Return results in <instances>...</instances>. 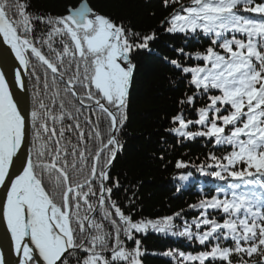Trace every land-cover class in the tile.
<instances>
[{
	"label": "snow or ice",
	"instance_id": "1",
	"mask_svg": "<svg viewBox=\"0 0 264 264\" xmlns=\"http://www.w3.org/2000/svg\"><path fill=\"white\" fill-rule=\"evenodd\" d=\"M162 3L165 9L180 4L161 21L166 33L183 34L185 46L189 39L209 42L194 53L167 45L177 58L161 57L192 91L177 101L180 107L165 131L181 142L199 137L230 148L222 156L210 154V163L202 165L178 159L175 168L196 167L201 175L227 183L189 205L198 215L191 225L185 221L183 230L173 231L183 210L155 220L134 219L135 200L122 206L114 198L129 188L111 169L123 150L118 134L128 118L133 55L153 53L157 32L145 34L116 22L87 0L69 5L60 16L30 13L25 0H0V43L18 62L14 81L0 71V185L6 187L0 218L17 264H142L146 253L137 234L149 230L204 247L197 254L164 252L175 264H264V0ZM36 22L44 28L37 29ZM37 45L47 46L48 54ZM24 76L33 81L29 116L22 112L23 98L15 99L10 90L14 83L26 92ZM198 97L207 103L196 108ZM185 106L198 118L188 119ZM29 122L32 144L12 177ZM129 241L135 246L127 247Z\"/></svg>",
	"mask_w": 264,
	"mask_h": 264
},
{
	"label": "trees",
	"instance_id": "2",
	"mask_svg": "<svg viewBox=\"0 0 264 264\" xmlns=\"http://www.w3.org/2000/svg\"><path fill=\"white\" fill-rule=\"evenodd\" d=\"M25 2L30 4L28 9L30 13L45 16L51 13L54 16H60L65 14L69 5H78L82 0H25ZM87 2L95 11L116 22L123 21L134 30L145 34L155 30L158 35L157 41L151 45L153 53L142 50L133 55L136 68L129 91L128 118L121 132L123 137L120 141L123 144V150L117 154L111 169L112 175H118L121 184L124 188H129V191L124 192L122 188L114 193V198L131 196L135 200L133 205L139 209H135L134 219H139L138 213L153 215L154 218L159 219L163 216L158 217V214L169 212L172 209L175 212L186 197H189L191 201L197 200V203L204 198L208 189L213 191L207 194L215 195V187L227 182L203 176L196 167L190 166L178 170L175 168V161L181 159L189 162L190 165H202L206 162L210 163L207 160L210 154L222 156L230 150L226 149V146L225 148L214 146L206 138H203L202 143L194 140L177 144L175 134L165 131L171 127L170 118L177 114L180 107L177 101L185 92L189 95L192 94V91L187 87V82L180 81L179 73L161 59L162 56H168L170 59L177 58V53L171 51L167 45L185 46L183 34H168L161 27V21H164L174 8H179L180 4L165 9L162 0H87ZM180 3L187 5L189 0H180ZM36 27L37 29L44 28L37 24ZM208 43L207 40L189 39L185 51L188 53H194L196 50L203 51ZM37 46L42 47L45 54H48L47 46ZM54 47L59 49L61 45L57 42ZM185 62L189 65L196 63L195 60ZM32 63L36 64L37 61L33 59ZM29 81L32 101L33 81L31 79ZM206 103V97H198L195 107L199 108ZM185 115L188 119L198 118L196 111L189 106H185ZM104 125L107 126L106 121L101 122V126ZM190 127H195L198 130L199 126ZM161 155L164 157L163 160L160 159ZM183 171L190 172V174H192L191 172L197 173L201 177L198 181H201L202 185L208 183L211 186H198L195 189L191 187L188 192L183 193V199L175 197L174 193L177 192V188L172 186L173 181L175 177L179 178V175H183V173L181 174ZM179 181L182 182L180 179ZM192 204L195 203L192 202L190 205ZM185 205L189 208V205ZM188 210L183 213L184 216H187ZM195 215L197 217V211ZM183 219L188 224H192L190 221L193 219L189 215ZM173 223L177 224L176 221ZM179 228L174 227V229ZM193 231H195L194 225ZM164 235L149 230V233L142 238L141 249L146 254L155 253V257H151L147 261L144 260L143 264H175L171 256L163 255L164 252L170 250L177 254L179 252L197 254L205 250L198 243L190 242L184 238L180 240L168 236L166 239H162L161 237ZM230 243L227 242V245ZM127 247L131 248L128 242ZM236 259L233 257L234 261Z\"/></svg>",
	"mask_w": 264,
	"mask_h": 264
},
{
	"label": "water",
	"instance_id": "3",
	"mask_svg": "<svg viewBox=\"0 0 264 264\" xmlns=\"http://www.w3.org/2000/svg\"><path fill=\"white\" fill-rule=\"evenodd\" d=\"M18 65V62L15 61L14 56L12 55L10 49L7 48L6 45L0 43V71L6 72V78L9 81H14V71L15 66ZM24 80L26 83L27 91L22 92L17 87L13 86L10 90L14 94L15 99L23 98V104L21 105L22 112L24 115L29 116V89L27 85V76H24ZM31 124L29 122L28 125V138L26 140L25 145L22 146L21 153L18 158H14L13 166L10 169V176L14 177L21 170V166L26 163V153L30 148V139H31ZM7 183V182H6ZM10 186V185H8ZM6 199V187L0 185V203H2ZM10 233L7 232L6 224L3 222L2 218H0V255H3L5 264H17V255L12 248L11 244V236ZM9 242V243H8Z\"/></svg>",
	"mask_w": 264,
	"mask_h": 264
},
{
	"label": "rangeland",
	"instance_id": "4",
	"mask_svg": "<svg viewBox=\"0 0 264 264\" xmlns=\"http://www.w3.org/2000/svg\"><path fill=\"white\" fill-rule=\"evenodd\" d=\"M34 13H37V12H34ZM36 24L38 25V26H41V27H44V25H42V24H40L39 22H36ZM29 78H28V76H27V85H28V91H29V97H30V100H29V104H30V106H29V110L31 111V108H32V101H31V93H30V85H29ZM107 126L106 125H104V126H101V129L102 130H104L105 128H106ZM190 130H192V131H196L197 129H195V127L193 128V127H190ZM122 132V131H121ZM121 132L118 134V136H119V139L121 140V138L123 137L122 136V134H121ZM176 138V143L177 144H179V143H186V142H191V141H194V140H183L182 142H181V140H180V138H178L177 136L175 137ZM203 138H196L195 139V141H200L201 143L203 142ZM73 142H75V137H73ZM122 143V142H121ZM31 144H32V136H31V139H30V147H31ZM227 148L226 149H229L230 150V148L228 147V146H226ZM220 148H225V146H220ZM183 173V175H187V174H189L190 172H181V174ZM192 174L189 176V179L187 180V181H183L182 180V182L181 181H179V178H177V177H175L174 179L176 180H174L173 181V187L174 188H177V189H179V191H177V192H175L174 194H175V197L176 196H178V197H180V198H184V195H183V193H186V192H188V190H190L191 189V187H194V189L196 188V187H198V186H206V187H209V186H211V184H203L202 185V183H201V181H198V179L199 178H201V177H199L198 175H197V173H195V172H191ZM180 176V175H179ZM180 182V183H179ZM130 198H132L131 196H128V198H123V196H121L120 198H119V202H120V204L122 205V206H125L126 204H128L129 202H130ZM196 201L197 200H194V201H191V200H189V197H186V199H184L183 200V203L181 204V205H179L178 206V208L176 209V211L174 212V209H172V210H170L169 212H165V213H162V214H158V217L159 216H163L164 217V215H167V216H169V215H173L174 213H176V212H181V210H183L182 211V216L180 217V218H176L174 221H176V225H175V227L176 228H179L180 226L181 227H183V225H184V222H185V220L183 219L184 217H187L188 215H189V217L190 218H192L193 220H194V218L196 217V215H195V213H196V210H194V209H190V208H187V206L185 205V204H187V205H190L192 202H194L195 204H196ZM198 203V202H197ZM132 206V208H134V209H136L135 207H134V205L132 204L131 205ZM139 208H137V210H138ZM189 209V210H188ZM124 210L127 212V211H129V208L128 207H124ZM188 210V212H187V216H184L183 215V213H185L186 211ZM138 216H139V219H141V218H147V219H153V220H155L156 218H154L153 217V215H145V214H142V213H138ZM162 218V217H161ZM193 220H191L190 221V223L191 222H193ZM106 228H107V225H106ZM180 229V228H179ZM179 229H173V231H180V230H183V228H181L180 230ZM149 233V232H148ZM147 233V234H148ZM146 234V235H147ZM162 234H164V233H160V235H162ZM145 234H137V238H139L141 241H142V238L143 237H145L146 236ZM168 236H170V237H173L174 239H180V240H182V238L183 237H179V236H176V235H172L171 233H168V234H165L163 237H161L162 239H166V237H168ZM184 239H186V238H184ZM128 245L129 246H131V248L132 247H134L135 245H134V241H129L128 242ZM151 257H155V253L154 254H152V253H149V254H145V255H143L142 257H141V260H142V262L144 263V260L145 261H147V260H150V258ZM142 263V264H143Z\"/></svg>",
	"mask_w": 264,
	"mask_h": 264
},
{
	"label": "bare ground",
	"instance_id": "5",
	"mask_svg": "<svg viewBox=\"0 0 264 264\" xmlns=\"http://www.w3.org/2000/svg\"><path fill=\"white\" fill-rule=\"evenodd\" d=\"M31 133H32V131H31ZM10 235V234H9ZM9 243V242H8Z\"/></svg>",
	"mask_w": 264,
	"mask_h": 264
}]
</instances>
